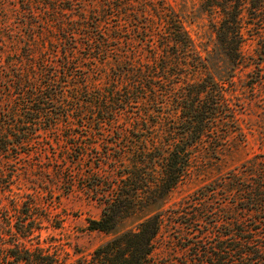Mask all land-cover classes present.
<instances>
[{"label": "rangeland", "instance_id": "374dc122", "mask_svg": "<svg viewBox=\"0 0 264 264\" xmlns=\"http://www.w3.org/2000/svg\"><path fill=\"white\" fill-rule=\"evenodd\" d=\"M162 2L180 15L202 56L213 50L212 25L218 11L205 9L203 0ZM154 6H159L158 0H0V114L5 113L0 125L7 138L6 147L0 139V203L13 215L11 220H31L32 233L25 242L56 251L60 264L89 258L95 247L115 232L135 227L160 203L134 209L109 232L87 226L88 219L102 212L106 185L119 168L131 166L135 157L129 148L170 142L165 116L175 118L176 113L168 104L154 109L138 101L114 111L110 122L93 120L99 115L97 105L103 104L102 92L116 80L119 63L150 60L142 38L145 29L149 33L161 25ZM242 14L249 21L243 23L242 43L249 63L237 70L228 90L236 103L238 132L230 131L217 141L203 136L190 147L186 173L162 203L167 209L165 225L147 264H181L186 256L179 248L180 231L169 217L170 208L204 192L200 202L209 218L221 222L238 217L240 203L226 181L246 160L258 156L264 161V13L252 19L244 9ZM180 76L178 83L202 74L182 71ZM48 80L61 93L44 104L41 125H32L23 111L29 90ZM159 153L148 156L155 161L148 163L155 175L166 154ZM257 236L264 242V229Z\"/></svg>", "mask_w": 264, "mask_h": 264}, {"label": "trees", "instance_id": "16d2710c", "mask_svg": "<svg viewBox=\"0 0 264 264\" xmlns=\"http://www.w3.org/2000/svg\"><path fill=\"white\" fill-rule=\"evenodd\" d=\"M158 1L153 13L161 25L149 33L145 29L142 38L150 60L135 64L125 59L119 63L116 80L102 92L103 104L97 105L99 115L93 120L97 124L110 122L114 111L133 107L138 101L150 103L154 109L168 104V109L176 113L175 118L165 116L169 122L166 141L170 142L137 145V149L128 147L135 157L131 166L119 168L117 177L106 185L102 212L98 218L88 219L87 226L109 232L134 209L151 207L158 200L160 203L135 227L115 232L95 247L89 258L80 256L69 264H147L165 225L163 214L167 209L162 208V203L170 188L186 173L190 147L203 136L217 141L230 131L238 132L236 103L231 102L228 90H232L237 70L249 63L242 51L243 23L249 21L243 19L242 11L246 10L249 19L259 16L264 13V0H203L205 9L219 13L212 25L213 50L203 56L180 15L164 6L162 0ZM182 71L200 72L202 76L178 83ZM58 87L49 80L45 85L31 86L28 105L23 111L29 113L27 117L32 125L37 121L41 125L43 106L56 101L54 98L61 93ZM4 115V112L0 114ZM3 129L0 125V139L6 147ZM159 151L166 154L160 160V172L155 175L152 166L148 169V163L155 161L148 156L160 155ZM226 184L240 203L238 217H225L221 222L209 218L206 205L200 202L204 192L193 196L187 204L170 208L169 217L180 231L179 248L186 255L181 264H264V242L257 236L264 229V161L258 156L246 160L238 171H233ZM139 189L143 194L138 193ZM11 217L0 203V264H60L56 251L25 242L32 233L31 220L16 216L13 221Z\"/></svg>", "mask_w": 264, "mask_h": 264}]
</instances>
